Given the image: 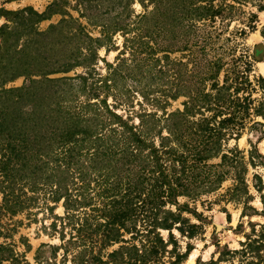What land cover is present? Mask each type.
Returning <instances> with one entry per match:
<instances>
[{"label":"trees","instance_id":"trees-1","mask_svg":"<svg viewBox=\"0 0 264 264\" xmlns=\"http://www.w3.org/2000/svg\"><path fill=\"white\" fill-rule=\"evenodd\" d=\"M213 1L199 0L205 4L196 6L179 0L174 3L176 9L182 7L170 18L189 26L211 22L222 15ZM10 16L0 26L1 184L12 197L14 171L26 172L24 176L31 180L47 174L44 182L37 178L33 184L36 189L48 187L54 203L63 200L65 215L59 219L63 227L70 226V240L81 248L74 256L76 264H162L165 255H170L167 264H180L191 248L187 246L180 254L172 230L191 240L201 227L182 217L183 212L191 211L179 198L196 201L216 193L230 179L233 185L221 199L242 202L248 196V166L262 169V174L253 176V184L263 192L264 156L257 151H250L246 160L241 152L229 151L220 154L218 164L206 163L219 156L221 141L239 134L252 113L264 117L262 104L259 109L251 107V84L242 81L243 74L230 77L225 71L222 84H218L215 76L221 67H216L208 78L212 80L210 92L191 98L183 104L182 112L166 118L167 136H161L156 148L147 143L148 130L128 126L104 101L102 105L89 103L99 98L96 90L100 88L87 87L88 77L51 78L87 68L84 66L96 58L95 51L101 46L99 39L85 34L80 26L73 27L70 17L40 31L45 14L23 9ZM55 32L62 37L54 39ZM19 78L24 79L22 86L7 87ZM257 84L264 94V78ZM240 92L247 94L239 98ZM82 96L85 101L81 102ZM195 114L200 119L190 121ZM172 119L176 121L168 124ZM68 178L72 188L66 187ZM14 199L16 211L27 208L25 199ZM261 202L264 211V194ZM260 228L258 234L253 231V238L247 236L241 249L225 252L222 258L238 255L239 264H264V225ZM161 231L168 232L167 240ZM124 234L130 235L129 239ZM88 245H99L100 251L87 257ZM114 245L118 248L101 255V250ZM9 260L0 255V264H19L14 258Z\"/></svg>","mask_w":264,"mask_h":264},{"label":"rangeland","instance_id":"rangeland-1","mask_svg":"<svg viewBox=\"0 0 264 264\" xmlns=\"http://www.w3.org/2000/svg\"><path fill=\"white\" fill-rule=\"evenodd\" d=\"M177 1L0 0V26L7 23L10 13L32 9L47 18L39 24L40 31L70 17L74 21L73 27L80 26L85 34L99 39L101 46L95 51L96 58L84 66L87 68L78 67L51 78L74 79L85 75L88 77L87 87L96 85L100 88L96 90L99 98L90 99L89 103L104 101L128 126L148 130V145L158 148L161 136H167L166 118L182 112L183 104L191 98L210 92L212 80L208 78L215 74L216 67H221L215 76L218 84H222L225 71L230 77L234 73L243 74L242 81L251 84V107L259 109L261 104L264 106V94L257 84L259 78H264V10H260L264 7V0H214L212 5L222 15L211 22H193V26L172 22L170 16ZM189 1L196 6L205 4L199 0ZM53 37L57 40L62 35L55 32ZM77 82L74 80L75 84ZM23 84L24 79L19 78L7 87ZM246 94L240 92L238 97ZM79 101H85V97ZM203 114L212 115L211 112ZM200 117L195 114L190 121L197 122ZM175 121L172 119L168 124ZM243 124L239 134L221 141L219 156L206 161L207 165L218 164L220 154L234 150L241 152L245 160L250 151L264 156V117L252 113ZM14 173L17 175L12 197L6 185L1 184L0 177V255L8 260L14 258L19 264H76L74 256L81 248L70 240V226L63 227L59 219L65 215L63 200L54 203L48 187L40 185L41 188L36 189L33 184L37 178L44 182L47 174L31 180L30 176H24L26 172L16 170ZM257 174H262L260 167H247L248 196L242 202L221 199L220 195L233 185L230 179L216 193L202 195L196 201L179 198L180 204L188 203L191 211L183 212L182 217L201 227L191 240L172 230L180 254L186 252L187 246L191 248L180 264H239L238 255L222 258V254L241 249L247 236L253 238V231L258 234L264 225L261 202L264 190L259 193L253 184V176ZM66 181V187L72 188L69 178ZM16 196L20 201L26 200L23 204L27 208L16 211L18 206L14 203L18 202L13 203ZM84 212L89 213L88 209ZM161 236L167 240L168 232L161 231ZM129 237L124 234L125 239ZM86 247L87 257L100 251L99 245ZM117 248L118 245H114L101 250V255ZM169 256L165 255L162 264H167ZM261 256L264 259V251Z\"/></svg>","mask_w":264,"mask_h":264}]
</instances>
